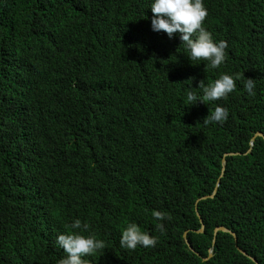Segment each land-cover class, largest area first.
<instances>
[{"label":"trees","instance_id":"obj_1","mask_svg":"<svg viewBox=\"0 0 264 264\" xmlns=\"http://www.w3.org/2000/svg\"><path fill=\"white\" fill-rule=\"evenodd\" d=\"M203 4L217 69L151 30L149 0H0V264H57L76 218L105 242L87 264H264V0ZM221 73L235 90L185 105ZM128 222L155 246L121 248Z\"/></svg>","mask_w":264,"mask_h":264},{"label":"clouds","instance_id":"obj_2","mask_svg":"<svg viewBox=\"0 0 264 264\" xmlns=\"http://www.w3.org/2000/svg\"><path fill=\"white\" fill-rule=\"evenodd\" d=\"M148 8L153 14L150 19L151 30L154 32L163 31L169 38L174 33H178L180 44L183 45L185 55L190 62L207 61L210 69H217L225 61L227 42L224 40L214 41L211 33L203 26V21L207 16V9L204 7L203 0H149ZM236 79L239 77L221 73L218 78L206 85L199 81L196 87L200 89L202 97L191 90L195 87L191 86L190 80L189 90L186 92L188 103L185 105H191L197 101L204 103L205 101L225 98L235 90ZM254 87L253 79L247 78L243 88L248 95H254ZM227 117V108L217 105L210 114H207V118L203 122L206 125L222 123ZM225 172L226 170L224 172L222 170L221 177H219L220 183ZM219 185L217 186L219 187ZM151 215L157 221L156 228L163 231V224L160 221L167 218L166 214L159 210H153ZM69 227L71 231L59 233L55 237L56 245L65 254L57 261V264H87L83 257L91 256L98 250L102 251L105 248V242L90 231V225L86 220L82 222L80 218H76L71 221ZM119 244L121 248L129 250H134L138 245L150 248L155 246L156 239L148 232L141 231L136 223L128 222L120 232ZM215 244L216 242H214Z\"/></svg>","mask_w":264,"mask_h":264},{"label":"water","instance_id":"obj_3","mask_svg":"<svg viewBox=\"0 0 264 264\" xmlns=\"http://www.w3.org/2000/svg\"><path fill=\"white\" fill-rule=\"evenodd\" d=\"M258 137H262V134H261V133H257V134L253 137V139L251 140V144H250L251 146L254 145V143H255V141H256V138H258ZM223 166H224V167L226 166V161H225V160H223ZM224 171H225V168L223 169V172H224ZM219 184H220V178H219V180H218V182H217V185H219ZM217 185H216L215 192H214L212 195H207V196L203 197V199L214 198L215 195L217 194V189H218V186H217ZM199 216L201 217L200 214H199ZM200 219H201V223H202L203 227H202V229H201L200 231H198V233L203 234V233L206 232V227H205V224H204V220H203V218L201 217ZM220 232H223V233H225V234H229L230 236H232V237L235 239L236 244L238 243L237 237H236L234 234L230 233L229 231L225 230V228H217V229H216V231H215V240H214V242H216L217 237H218V235H219ZM184 239L186 240V243L188 244V248H189V250H191V251L193 252V247H192L191 244H189V242H188V240H187V233L184 235ZM236 244H235V246H236ZM236 249H238L239 253H241L242 255H244V256L246 255V254H245L243 251H241L239 248L236 247ZM211 256H213V249L210 250V257H211Z\"/></svg>","mask_w":264,"mask_h":264}]
</instances>
